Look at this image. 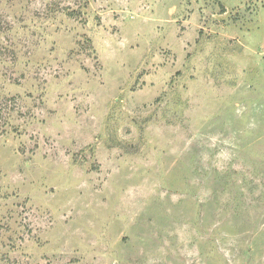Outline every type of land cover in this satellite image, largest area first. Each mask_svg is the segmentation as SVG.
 Instances as JSON below:
<instances>
[{"label": "rangeland", "instance_id": "1", "mask_svg": "<svg viewBox=\"0 0 264 264\" xmlns=\"http://www.w3.org/2000/svg\"><path fill=\"white\" fill-rule=\"evenodd\" d=\"M0 264H264V0H0Z\"/></svg>", "mask_w": 264, "mask_h": 264}]
</instances>
